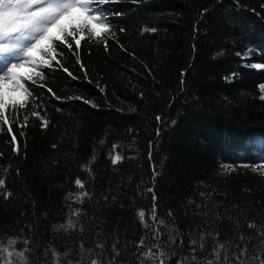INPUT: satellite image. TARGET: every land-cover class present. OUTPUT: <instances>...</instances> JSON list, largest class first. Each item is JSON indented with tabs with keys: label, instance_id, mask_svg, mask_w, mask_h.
Returning <instances> with one entry per match:
<instances>
[{
	"label": "trees",
	"instance_id": "1",
	"mask_svg": "<svg viewBox=\"0 0 264 264\" xmlns=\"http://www.w3.org/2000/svg\"><path fill=\"white\" fill-rule=\"evenodd\" d=\"M262 5L117 0L105 6L115 33L108 51L86 33L79 53L84 71L61 46L63 66L76 79L45 69L43 83L55 97L31 85L39 98L6 110L20 123L29 118L24 127L12 124L16 145L7 126L0 131V248L25 251L30 264H160L145 260L149 250L166 264H194L196 240L197 259L207 264L217 243L225 244L221 261L225 251L231 259L244 235L251 245L245 259L252 261L264 231V69L249 67L264 64ZM116 154L122 159L113 165ZM80 192L88 193L82 201L74 198ZM154 205L162 226L150 219ZM141 210L151 227L140 222ZM250 222L257 228L249 229ZM216 232L213 240L208 234ZM5 259L20 264L0 254V264Z\"/></svg>",
	"mask_w": 264,
	"mask_h": 264
},
{
	"label": "snow or ice",
	"instance_id": "2",
	"mask_svg": "<svg viewBox=\"0 0 264 264\" xmlns=\"http://www.w3.org/2000/svg\"><path fill=\"white\" fill-rule=\"evenodd\" d=\"M116 2L117 0H0V57L3 58L2 66H0V122H2L0 123V131L3 130L4 126H7V133L11 135V143L13 145L17 144V137L13 133L12 124L16 123L18 126L24 127L29 117L28 115H24V123H20L19 115H17L16 120H13L6 110L9 106L12 107L14 112L17 107L25 109L30 97L34 100L38 99L39 97L34 96L30 88L31 85L45 88L55 97L52 89L48 88L46 83H43L46 79L45 69L55 70L56 68H60L69 77L76 79L73 73L63 66L61 59L63 57V48L61 46L66 47L70 53L76 56V62L80 64L82 71H84V66L80 61L79 53L82 42L86 39V33L90 34L89 39L103 40L105 51H108L107 39L109 36L114 37L115 33L111 31L109 17L105 15V12L110 11V9H107L105 6ZM138 2L139 0H131L133 4H137ZM261 7L264 8V5ZM112 14L116 16L121 15L120 12H113ZM121 31L124 30L121 29ZM144 31L155 32L156 29L149 28L144 29ZM121 48L123 51H127L123 46ZM9 56L15 59L9 60ZM249 67L264 69V64H251ZM34 78H38L40 82H37V79ZM85 78H87L86 72ZM25 82H30V84L26 85ZM101 91L103 92L104 89H101ZM259 91L261 93L259 99L264 101V84L259 85ZM56 98L59 99V97ZM73 98L83 99L82 97H69V99ZM84 102L88 103L86 100ZM31 116L39 117L41 119V126L47 127L49 122L38 111L31 112ZM156 119L159 122L161 117L158 116ZM157 135H159V130L157 131ZM116 147V145H113L114 150ZM13 152H18V147L14 146ZM121 159L122 157L116 154L112 157V164H117ZM230 167L229 165H225V171L229 170ZM256 170L257 168L254 167L253 171ZM260 171L264 175V165L260 166ZM75 184L80 189L85 187L84 182L79 178L75 180ZM4 185L5 180L0 179V188H3ZM87 195V192H80L74 198L82 201V198ZM69 196L71 197L72 194H69ZM4 198L7 199L8 196ZM153 200H156L155 195H153ZM171 215L172 213H169V216ZM138 217L145 228L151 227L145 219V212L143 210L138 213ZM150 219L156 225L162 226L164 224L157 217L155 205L153 206ZM67 227H73L71 220L68 222ZM247 227L255 229L257 225L250 222ZM236 228H240L238 223ZM169 231L171 233V230ZM160 235V228L157 227L154 236L156 239H159ZM208 235L215 240L220 236V233H209ZM260 236L261 251H258L253 256L252 261L245 259L248 256V249L251 245L250 243H244L246 237L240 235L238 239L243 244V247L238 245L237 252L231 259L225 251L223 260L221 261V250L225 249V244L217 243L213 247L215 260L209 259L207 260V264H264V231L260 232ZM248 239L250 240V237ZM200 241L199 253L202 254L206 250L205 237L201 236ZM16 243L17 241L14 239L8 241L9 246H14ZM140 243H144L143 239ZM196 243V240L191 241V252L193 253L191 261L194 264H201L196 255L198 252ZM98 246L103 247L102 245ZM113 247L115 249V246ZM81 251H83V246ZM3 253H6L7 257L15 255L19 258L20 264H30L25 251L16 252L10 250V247H2L0 248V254ZM164 255L163 252L160 253V256ZM144 257L145 260H151L155 257L160 261V264H166L165 260H161L151 250L144 253ZM114 259L115 257H113ZM4 264H14V262L10 259H5ZM57 264H62V261L57 260ZM77 264H82V262H77ZM90 264H102V261L92 259ZM141 264H144V261Z\"/></svg>",
	"mask_w": 264,
	"mask_h": 264
},
{
	"label": "rangeland",
	"instance_id": "3",
	"mask_svg": "<svg viewBox=\"0 0 264 264\" xmlns=\"http://www.w3.org/2000/svg\"><path fill=\"white\" fill-rule=\"evenodd\" d=\"M8 59L9 60H14L15 58L12 57V56H9ZM2 62H3V58L0 57V66H2ZM254 142L257 143V144H260L261 143V140L259 138H256V139H254Z\"/></svg>",
	"mask_w": 264,
	"mask_h": 264
},
{
	"label": "bare ground",
	"instance_id": "4",
	"mask_svg": "<svg viewBox=\"0 0 264 264\" xmlns=\"http://www.w3.org/2000/svg\"><path fill=\"white\" fill-rule=\"evenodd\" d=\"M259 135H260V134H259ZM261 135H262V134H261ZM263 136H264V135H263ZM255 137H256V135H255ZM259 138H260V137H259ZM262 138H263V137H262ZM262 140H263V139H262ZM249 141H250V140H249ZM249 141H248V142H249ZM249 144L252 145L251 143H249ZM253 144H254V143H253ZM262 144H263V143H262ZM263 146H264V145H263Z\"/></svg>",
	"mask_w": 264,
	"mask_h": 264
}]
</instances>
